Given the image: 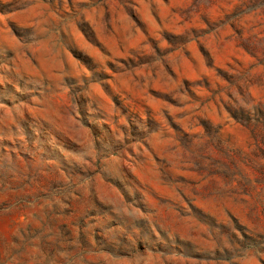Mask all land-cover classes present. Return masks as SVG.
Here are the masks:
<instances>
[{"label":"rangeland","instance_id":"374dc122","mask_svg":"<svg viewBox=\"0 0 264 264\" xmlns=\"http://www.w3.org/2000/svg\"><path fill=\"white\" fill-rule=\"evenodd\" d=\"M0 264H264V0H0Z\"/></svg>","mask_w":264,"mask_h":264}]
</instances>
